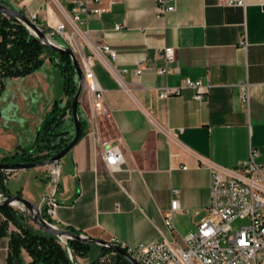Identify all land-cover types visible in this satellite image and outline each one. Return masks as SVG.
I'll use <instances>...</instances> for the list:
<instances>
[{
  "label": "crops",
  "instance_id": "obj_1",
  "mask_svg": "<svg viewBox=\"0 0 264 264\" xmlns=\"http://www.w3.org/2000/svg\"><path fill=\"white\" fill-rule=\"evenodd\" d=\"M1 1L26 16L36 14L45 28L62 21L60 10L73 8V0ZM243 1L239 6L225 0H174V11L158 16L157 0H113L108 13L90 16L82 29L88 28L95 45L114 51L115 59L104 56L115 70H127L122 77L132 90L131 95L120 90L96 62L93 71L109 109L107 117L98 119L99 132L122 138L124 160L115 170L106 168L90 121L91 99L83 92L78 106L83 135L60 161L57 178L51 166L6 172L7 195L32 204L54 197L59 206L53 223L62 230L104 241L117 238L129 246L163 240L182 246L210 203L211 174L198 157L235 168L255 150V162L264 164V0ZM116 25L121 28L115 30ZM242 36L246 48L239 45ZM164 47L175 50L170 67L176 71L169 76L158 72ZM51 58L33 74L3 82L0 163L15 153H32L53 103L67 104ZM185 79L209 83L202 101L190 89L159 98L164 86H179ZM245 84L246 102L240 97ZM163 129L182 131L176 143H168ZM62 131L63 138H73L71 112L63 118ZM172 199L180 206L173 215L174 233L164 224ZM4 222L0 211V264H8L9 235L16 231L8 223L3 233ZM27 225L37 230L29 219Z\"/></svg>",
  "mask_w": 264,
  "mask_h": 264
},
{
  "label": "built area",
  "instance_id": "obj_2",
  "mask_svg": "<svg viewBox=\"0 0 264 264\" xmlns=\"http://www.w3.org/2000/svg\"><path fill=\"white\" fill-rule=\"evenodd\" d=\"M112 4L113 0H73L70 13L60 10L62 21L54 28H45L38 24L36 14L28 16L29 20L40 27L50 39L58 38L62 42L60 46L70 47L75 54L84 75L83 92L91 99L90 121L94 125L98 153L109 170L117 169L124 160L122 138L119 136L109 139L99 132L98 119L107 117L109 109L103 103V90L93 71L96 62L114 79L120 90L128 95H131L132 90L123 81L122 76L127 70H115L104 56L109 54L115 59L114 51L107 45H95L90 39L88 28L84 30L82 26L87 27L90 16L98 17L108 13ZM225 4L243 6L244 1L225 0ZM156 11L158 16L174 11V0H157ZM114 28L119 30L121 27L116 25ZM30 33L36 37L33 32ZM239 45L246 48L244 36L240 38ZM159 53L164 60V66L158 70L159 74L163 76L173 74L176 70L170 67V64L175 60V50L172 47H164ZM140 75L141 68H138L135 76L139 78ZM209 87L208 82L185 79L179 86H164L159 98L164 100L169 96L179 95L183 89H190L194 92L193 98L202 101ZM247 87V84L240 87V97L244 102L248 100ZM179 131L182 129L178 131L163 129L168 143H176L175 137ZM256 155V151L251 150L249 158L235 168L219 166L198 157L200 163L211 174L210 203L196 230L183 238L182 246L168 240L138 246H129L117 238H112L108 242L123 250L138 264H264V164L255 162ZM51 167L56 168L51 172L55 180L58 176V165ZM172 194L177 195L178 190H172ZM3 196L0 193V202ZM58 206L54 197H46L40 203L43 219L57 228L53 220ZM179 210L178 200L172 199L169 211L164 217V224L172 233L175 232L173 215ZM20 211L24 213L23 208H20ZM236 221L247 223L233 230L231 226ZM57 242L65 250L70 262L78 264L68 239L57 237Z\"/></svg>",
  "mask_w": 264,
  "mask_h": 264
},
{
  "label": "trees",
  "instance_id": "obj_3",
  "mask_svg": "<svg viewBox=\"0 0 264 264\" xmlns=\"http://www.w3.org/2000/svg\"><path fill=\"white\" fill-rule=\"evenodd\" d=\"M0 3L6 5L1 0ZM54 39L62 44L58 38ZM45 52L53 57L51 60H56L54 63L62 77L63 91L68 97L67 104L61 108L59 101L53 103L44 117L32 153H15L5 157L4 163H34L46 160L70 143L71 137L63 138L65 132L62 131V123L65 114L70 113L71 100L77 91L78 82L70 56L46 48L20 21L0 14V95L6 79L23 78L39 70L44 63L42 56ZM5 173L0 171V193L3 195H7ZM0 211L5 217L2 232H5L8 223L16 228V231L9 235L8 264H24L22 252L30 258L28 264H73L58 244L57 237L25 224L24 220L28 221V217L20 215L10 206L1 208ZM68 244L74 253L81 257H84L92 246L75 240H68ZM105 254L111 255L106 264H129L121 256L107 249L100 250L99 256ZM92 264L99 262L97 260Z\"/></svg>",
  "mask_w": 264,
  "mask_h": 264
},
{
  "label": "water",
  "instance_id": "obj_4",
  "mask_svg": "<svg viewBox=\"0 0 264 264\" xmlns=\"http://www.w3.org/2000/svg\"><path fill=\"white\" fill-rule=\"evenodd\" d=\"M0 14L3 16H7L10 18H14L20 21L25 27H27L31 32L36 35V38L41 41L42 45L46 48L59 53L66 54L70 56L74 70L77 76L78 87L75 95L73 96L70 104V112L71 118L74 126V136L70 143L64 147L61 151L54 154L50 158L46 160H42L34 163H0V171L3 172H16L20 170H27L33 168H44L49 166H57L60 161L66 156V154L77 144L80 138L83 135V128L81 120L78 116V106L81 95L84 90V75L82 70L78 64L75 54L72 49L68 46H60L52 39L48 37L46 33H44L40 27L36 24L32 23L28 16L22 14L20 11L6 6L0 3ZM15 205H19L24 209L25 215L28 217L30 222L41 232L54 236V237H65L68 240H75L85 244L97 245L100 247V250L107 249L110 252L121 256L125 259L129 264H138L136 263L129 255H127L123 250L119 249L111 245L108 241L100 240L97 238H93L91 236H84L81 234H76L74 232H70L67 230H62L60 228L54 227L46 222L41 214L40 204H32L29 201L18 195H4L3 200L0 202V209L10 206L13 207ZM100 252V251H99Z\"/></svg>",
  "mask_w": 264,
  "mask_h": 264
},
{
  "label": "rangeland",
  "instance_id": "obj_5",
  "mask_svg": "<svg viewBox=\"0 0 264 264\" xmlns=\"http://www.w3.org/2000/svg\"><path fill=\"white\" fill-rule=\"evenodd\" d=\"M54 42H56L57 44H59L58 42H57V40L56 39H54V37L53 38H51ZM50 57V55H47V52H45L44 54H43V58L44 59H47V57ZM53 60V59H52ZM65 98V97H64ZM63 98V99H64ZM14 210H16L20 215H25V213H23L22 211H20V208H22L21 206H19V205H15V206H13L12 207ZM26 216V215H25ZM24 223L25 224H27V221H25L24 220ZM247 223V221H236V222H234L233 224H232V229L233 230H236V229H239L240 227H242V226H244L245 224ZM32 224V223H31ZM33 225V224H32ZM34 226V225H33ZM33 228V227H32ZM98 250H99V247H97L96 245H92L91 247H90V249H89V252L84 256V257H81V256H78V255H76V260H77V262H78V264H91L97 257V260H98V262H99V264H106L108 261H109V259H110V257H111V255L110 254H105L104 256H97L96 254H97V252H98ZM22 254H24V258H26L25 256V253L24 252H22ZM95 255H96V258H94L95 257ZM26 260H28V259H26ZM97 260H95L94 262H96Z\"/></svg>",
  "mask_w": 264,
  "mask_h": 264
}]
</instances>
